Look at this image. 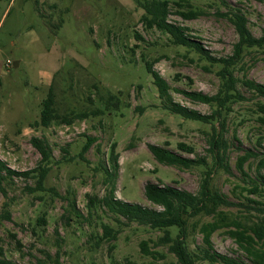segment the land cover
<instances>
[{
    "label": "rangeland",
    "instance_id": "1",
    "mask_svg": "<svg viewBox=\"0 0 264 264\" xmlns=\"http://www.w3.org/2000/svg\"><path fill=\"white\" fill-rule=\"evenodd\" d=\"M221 1L188 0L190 7L202 11L191 19L177 14L183 8L171 3L167 21L185 26L209 55L227 57L238 41L225 15L227 8L239 9L251 34L258 37L264 28V2ZM142 13L135 0H0V159L19 171L38 166L42 156L32 137L43 139L51 150L44 180L47 191L29 193L24 187L34 185V179L19 177L0 191V214L4 210L9 214L0 216V264H110L108 252L116 264H176L170 242L160 238L162 231L122 218L115 222L103 208L87 211L86 195L101 197L112 185L116 198L160 210L145 199L146 182L196 193L207 172L210 187L237 202L218 209L245 225L264 223V212L244 207L249 203L246 197L264 201V196L244 190L258 171L264 175V164L259 166L264 159V123L258 120L257 105L264 99L237 82L225 105L190 100L177 89L208 95L222 90L220 64H210L193 49L146 28ZM145 59L169 84L173 102L204 115L218 110L222 126L211 118L213 131L211 122L164 109L144 68ZM237 61L233 77L264 84V47L242 48ZM50 85L59 112L73 109L88 116L70 125H36ZM95 109L103 112L90 113ZM89 139L93 142L85 149ZM179 141L193 146L194 152L177 150ZM148 144L199 158L200 164L189 168L160 164ZM111 145L118 162L115 170L108 160ZM241 156L244 172L237 167ZM105 168L113 174L109 176ZM38 216L44 217V224L36 222ZM212 219L204 214L188 219L185 240L190 251L199 253L203 244L198 227ZM103 222L117 230L115 239H99ZM225 229L211 234L213 249L252 264ZM170 231L174 236L176 229ZM141 241L149 254L140 249ZM110 244L114 247L108 251ZM258 247L264 250V237ZM195 264L219 262L198 259Z\"/></svg>",
    "mask_w": 264,
    "mask_h": 264
},
{
    "label": "trees",
    "instance_id": "2",
    "mask_svg": "<svg viewBox=\"0 0 264 264\" xmlns=\"http://www.w3.org/2000/svg\"><path fill=\"white\" fill-rule=\"evenodd\" d=\"M183 2V5L180 3ZM221 1V0H220ZM264 2V0H256ZM139 7L143 9V13L140 17V21L146 28H155L158 31L169 36L172 43L181 45L190 49H193L197 54L206 59L210 64L218 63L220 68L217 74L221 78V89L214 95H208L200 91H187L185 89H177L179 92L184 93L190 100L201 101L206 104L216 103L224 104L226 99L233 97L236 91V84L240 82L247 90L252 91L257 96L264 99V84L256 82L247 77L238 80L233 77L232 67L238 62L239 53L242 48L246 47H264V28L262 33L258 37H254L246 26L245 15L236 8H227L225 15L229 21L234 25L238 34V41L234 44L232 55L227 57H215L208 54V51L204 49L200 42L196 38L186 33L187 28L172 22L167 21L168 8L171 3L176 4L183 9L177 11V14L184 19L194 18L202 13L201 10L190 7L188 0H135ZM223 2V1H221ZM186 3L187 6L184 4ZM135 38L141 39L140 36L135 33ZM134 46H137L136 44ZM132 50V49H131ZM152 62L145 59L143 65L147 73L152 78V83L157 90L158 98L161 100L162 107L169 110L172 113L181 115L184 118L211 122V118H214L222 126L220 120V113L218 110L213 111L210 115L200 114L195 110L188 109L187 107L173 102L169 93V84L162 78L158 72L152 67ZM220 92L222 95H220ZM52 85L49 86L46 96L41 101V107L39 112V119L34 121L36 125L48 127L51 124H65L70 125L77 119H83L88 116L86 111H76L68 109L64 113L59 112L54 98ZM222 96V97H221ZM109 98H115L113 95H109ZM260 115L258 120L260 123H264V103H257ZM97 112H90L93 114L102 113V110L95 109ZM216 114V116H214ZM212 130L215 131V125L211 122ZM217 132H215L216 134ZM32 144L38 149L41 154L40 163L38 166L28 170H15L7 166L4 161L0 159V191H4V186L7 182H12L13 177H19L22 179L32 178L34 179V185H25L24 188L27 192H44L47 189L44 186V180L49 170V160L51 157V150L46 142L37 137L31 138ZM93 142L89 139L86 143L85 149ZM214 145H219L218 140H211ZM113 146L111 145L109 154V163L112 169H116L118 166L117 156L113 153ZM148 149L156 160L160 164L172 165L182 168H189L194 165L200 164L199 158H192L184 156L181 153L174 151L167 146H161L156 144H148ZM176 149L186 153L192 154L194 148L182 141L176 143ZM249 155V154H248ZM241 156L237 161V167L241 172L243 171V159ZM262 159V158H260ZM42 164V162H46ZM264 164V159L260 162V165ZM242 167V168H241ZM106 173L111 176L113 173ZM252 182L249 188L244 190L258 194V196H264V175L258 171L254 179H250ZM114 186H110L109 190L101 197L87 194V201L85 203L87 211H96L99 208H103L112 217L115 222L120 223V218L127 222H134L138 225H146L153 230L162 231L160 238L165 242H170L169 250L172 251L176 258V264H195L196 260H207L209 262H219V264H248L241 259L229 256L227 254L218 253L213 249L211 234L222 227H225V232L230 236L237 247L241 249L249 258L252 264H264V250H260L258 243L264 237V223L256 221L250 225H245L237 217H229L221 209L220 206H233L237 202L229 200V198L217 190L210 187L208 181V173L205 172V176L202 178L199 185V190L196 193L188 191L183 188H178L169 184H157L153 182H146L143 185V195L146 200L152 204H156L161 207L160 210L144 207L136 202H128L116 198L114 195ZM248 204L244 203V207L247 209H256L264 212V201L246 197ZM71 211L74 210V202L69 203ZM259 205V206H258ZM261 206V207H260ZM76 213V212H75ZM198 214L210 215L212 220L201 223L198 227L199 232L202 234L203 247H198V252L190 251L186 244L187 235V221L189 218ZM1 217L9 218L8 211H2ZM45 223L43 216H38L36 222ZM194 228L195 225H192ZM170 228L176 229L174 236L171 235ZM101 235L99 239L109 238V240L115 239L117 230L114 229L109 223H101ZM12 236H15L12 234ZM16 243H19L16 241ZM114 247V244L109 245L108 251ZM139 247L144 253L149 254L146 249L145 241L139 243ZM108 258L110 264H116L112 255L108 252ZM1 263H5L4 260ZM90 264H97L90 262ZM139 264H153L151 262H142ZM165 264V263H162Z\"/></svg>",
    "mask_w": 264,
    "mask_h": 264
},
{
    "label": "water",
    "instance_id": "3",
    "mask_svg": "<svg viewBox=\"0 0 264 264\" xmlns=\"http://www.w3.org/2000/svg\"><path fill=\"white\" fill-rule=\"evenodd\" d=\"M16 65V61H13V66H15Z\"/></svg>",
    "mask_w": 264,
    "mask_h": 264
}]
</instances>
